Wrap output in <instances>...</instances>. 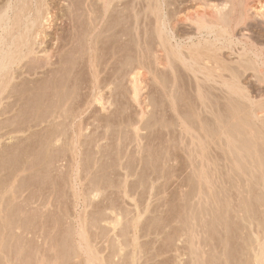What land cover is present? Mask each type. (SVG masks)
I'll use <instances>...</instances> for the list:
<instances>
[{"label": "bare ground", "instance_id": "1", "mask_svg": "<svg viewBox=\"0 0 264 264\" xmlns=\"http://www.w3.org/2000/svg\"><path fill=\"white\" fill-rule=\"evenodd\" d=\"M134 1H135L134 4L136 6H137V4L142 5L141 6L142 8L140 6L136 7L133 5L134 6V7H132L133 11L132 10L129 11V12L132 11V15H130L131 16V29H130L131 32H130V31H128V30L126 31L124 29V28H126L125 26H123V28H120V27H122V26H120L121 24L124 25V23H123L124 17L122 14L123 11L121 10L122 13H120L119 12L120 8H119V10L117 8H118V6L119 7L121 6L120 4L122 3V0H56V1L55 0H2L1 1L2 3L0 2V4H1L0 5V115H1V113L3 114L4 112H6L8 110L9 111L12 110L10 108L11 104H9L10 106L7 103L5 104V102H3V99L6 97L5 94L8 95L9 93L14 91V89L16 88V84H17V86L20 84V83L18 84L17 82H19V79H21V78L23 79V77H25V79H26L27 76L31 75L33 77L35 75L37 76L38 74H39L38 76H40V74H43L44 77L46 75L51 76L53 74H56L57 72H60L59 71L60 69L63 70L68 65L73 66V64H78V63H76L78 60H81V61L84 60L83 62L86 63V65L89 68H91L93 78L95 80H97L98 79L97 75L99 74V72L97 74V70H96V67H97L98 62H99V56L97 53H98V51H100L99 49H101V51H102V49L104 48L102 45H104V43L106 44V42H108V45H109L113 42V41L111 42V39H110L111 43H109V38L112 35L114 37L113 39H115L114 40L115 43H116V41L120 42L122 40V38H124L123 40L125 41V37H126V40L130 39L129 42H131L130 46L132 45L133 52H131L132 55L131 54H128V55L125 54L126 56L124 55L123 64L127 65V66H130L131 64L135 65V66H133L134 69H132L131 73H129L130 75L132 74L129 77L130 78L129 81L134 83V84L136 82L135 79L143 73L144 68L151 70L152 67L153 68L155 67V69H156V67L159 65L163 66L166 64L165 62L168 58H169V60H171L170 56H171V58L177 59L174 61H177V62L179 61L178 63L179 64L181 63L180 65H183L185 67L184 69L186 70V72H189V74H188L189 78L188 79L191 78L190 79L191 84H192V82L194 84L193 86L191 85L192 87H194L193 90H192V88H189L190 91L191 90L193 91L192 92L193 97H192V93L190 94L193 99H191L189 96L190 100L185 101V102H188V105H186V107H187L186 110H188L187 112L189 113V116L186 112H184V113H186L185 115L189 117L188 121L189 120L190 121L189 122L185 121L184 119H182L183 116L180 117L181 115L177 118L182 119V120H180V124H179V126L181 127V130L183 132V134L181 132L182 137L185 138L187 136L188 139H186V140L187 141L190 140V141H188V143H186V144L190 143V145L187 146L186 149L190 147L189 148L190 151H187V152L191 156V157L189 156V160H190V158H192L191 159L192 162H190V165L192 163L193 168L191 166L190 167L193 169L192 173L197 180V184L195 186V189H196L195 194H197V196H198V198L196 199L197 200L196 203H194L195 206L193 205L195 208L193 207L194 209L191 211L188 210L191 213L186 215V219L184 220V223L182 222V224L184 225L182 227H183V231H185V234H183V235H186V237H187L186 239L189 243V245L187 243V245L189 246V249H190V253H188V254H191V256H192V263L193 264H202L203 262L201 263V261H203L202 258L204 256L201 257L202 255L199 253V246L197 245L198 243L195 242L196 241L195 239L197 236L196 235L197 230L199 229L198 226L202 225V227H204V224H205V226H207L209 223L211 224L210 221H208L209 223L206 222L208 220V217H209L208 215L211 214L212 218L213 217L215 218L216 216H213V214L217 215L219 213V210H220L219 207L224 208V213L225 212L227 213V211L232 209L231 206L233 204H232L230 198H222L221 199V196H222L221 193L226 190V186L223 183L226 180L225 179L226 177H227L228 181L232 182V184L230 183L231 184L230 186L233 187L236 191H238L241 194L244 192V190L248 189L247 187H249V186L251 187V185H258L262 191L260 196L259 197L257 196L259 199L258 202H260L259 203L260 206L262 205L264 207V91L259 90V92L254 94L255 92L253 93V92L249 91V89L245 85L242 84L243 82H241V79H242L241 77H244L245 75H249L250 76L249 78L252 77L251 79H253V80L255 79L257 82H260V83H262V82L264 83V48L258 47L259 44L257 45L251 39V37H250L251 34L248 36V34H246L244 32H240V30H239V36H236V32H237L236 30L240 26L245 27V24H247L248 22H259L264 26V12L262 11L264 9L261 10L260 7L255 5L253 2L251 3V1H247V0H226V1L224 0V2H222L220 4L214 3V2L212 3L209 0H208L209 2L207 0L206 1L205 0H193L201 8L198 9L195 13H193L192 15H190L187 18L195 26V27L193 26L194 27L193 32H196L197 35L202 36L204 39L202 41H199V42L197 41L198 42V43L196 42L197 44L195 42H192V43L190 42V44L194 45L196 47V49L193 46L194 50L191 52L189 51L190 53L186 56L180 51L181 47H183L184 45L180 46V44L174 39L175 34L173 32V29H174L175 25H177L178 22H180V21L182 22V20H183V18L181 16H179V13H176L175 15H173L172 18L167 17V15L165 13V11H166L165 10L166 9L165 8L166 0H143V1H145L144 2L145 4H140L139 0H134ZM137 1L139 3H136ZM130 2H131V6H132L133 2L132 1H130ZM125 6H126V4H125ZM135 7L136 8L139 7L140 10L136 9ZM56 9H57V12H56ZM141 13H143V14H141ZM126 22H128V20H126ZM127 26H129V25H127ZM248 33H250V32H248ZM176 34H178V33H176ZM119 37L121 39H119ZM127 37L129 39H127ZM197 37L199 39L201 38L199 36H197ZM189 39H190V36H189ZM185 41H187V39ZM121 42L119 44H121ZM127 42L128 41H126V43ZM126 43H124V45ZM112 45H114V44H112ZM101 46L103 48H101ZM122 47H123V45H122ZM191 47H189V49ZM113 48H115V47H113ZM113 48L111 50H113ZM107 50H108V46H107ZM111 50H109V51H111ZM190 50H192V49H190ZM224 50H227L228 52H230V55H229V53L226 54L227 51L225 52V54L227 55L226 57L233 56V58H231V59L227 58V59H230V60H227L225 58V54L223 53ZM115 52H117V51H115ZM129 52H130V50H129ZM112 53H113V51H112ZM103 54H104V56L106 55L105 53H103ZM118 54H120V53H118ZM122 54H124V52ZM111 55H114V54H111ZM111 55H109V56H111ZM104 56H103V58H104ZM110 58L112 60V59H114V56H112ZM101 60H104V59H101ZM107 60H106V62H107ZM169 60H167V62H169ZM171 64H172V62H171ZM165 66H167V65H165ZM73 68H74V66H73ZM116 68H118V67H116ZM240 68L242 71H240ZM67 69H68V67H67ZM125 70H127V69H125ZM116 71H117V69H116ZM125 72L126 71H124V73ZM152 72H153V70H152ZM60 73H62V71ZM117 73H119V72H117ZM124 73H123V75H125ZM127 74H128V72H127ZM56 76L58 77V75H56ZM31 80L34 81L33 79H31ZM99 80H100V78H99ZM25 81H27V80H25ZM45 81H47V80H45ZM247 81H249V80H247ZM23 82H24V80L22 81V83ZM43 83H45V82H43ZM96 83H95V85H96ZM169 83H171V82H169ZM134 84H133V86L135 87L134 88L135 90L133 89L132 91H135V94H136L138 87H136V84L135 85ZM37 85H39V84H37ZM45 85L43 86V88H45ZM65 86H66V84H65ZM174 86H177V85H174ZM51 87H50V89H52ZM60 87H62V86H60ZM169 88L172 89V87H169ZM169 88H168V91H170ZM62 89H63V87H62ZM178 89L179 88H177V91H179ZM17 90H18V88H17ZM53 90L49 94L52 96L51 93H54L55 94V96L53 95L54 97H51V99H50V97L46 96L47 98L50 99L49 101L47 100V98L45 96L41 97L43 94L42 95L40 93H39L40 95L37 94L36 99L35 98L33 99L34 103H31V106L32 105L33 106L31 107L30 110H32L33 112L36 111L35 114H33V116H35V118H37L35 120L38 121V123L40 120V124H41V122H48L50 124L51 121H53L54 123L56 122L54 126L56 127V125H57V128H58L57 123L60 122V121H58L59 118L60 119L62 118V120H64L66 118L65 122H66V120H68V122H66V123H68L69 126L67 124V126H65V127H67L68 129H69V127L71 128L70 129L71 131L69 133L70 136L67 134L69 136V137L68 136L67 137L70 140H68V142H69V143L67 142L68 144L65 143L66 146L68 147L67 148L68 150L67 149H66L67 151L65 149L64 150L66 151V153L68 152V154H69V155L65 154V155H68L69 162H67V164L65 163L66 165H68V168H67L68 170H66L64 168V170H66V173H63L65 175V177L63 176V178L65 180L63 178L62 179L65 182L63 181L62 184L66 183L67 186L64 184L63 185L68 188L69 193L72 197L71 201L73 204H76L79 202L83 203L82 200L83 201L85 200V202H87L86 199L89 197L88 196L84 197V195L82 194L83 192H80V190H78L76 187L78 184H80L79 182L82 183V176L78 175L80 173V171H78L79 173L77 172V169H78L77 166H79L78 163L79 164L81 163V162H78V158L80 156L79 155L80 149L78 148V143L79 144L82 143V139H81V142L79 141L80 135H82V131H81L82 128L80 127L81 123L80 124L76 123V118H77L80 111H79V109L77 111L76 110H74V111L70 110L69 111L67 104H66V101H67L66 99H69V98H66L67 92L65 94V100H64L63 99L64 96L62 98V95L59 92L60 90H57V91L55 90L56 92H59V93H55ZM173 90H174V88H173ZM61 92L63 94V92H65V91L61 90ZM14 93L17 95V93L15 91H14ZM170 93L172 94V91H170ZM99 94L97 95L98 96L97 99L100 98V100H101V98L103 96L100 97ZM12 95H13V93H12ZM18 95H20V94H18ZM45 95H47V93H45ZM26 96H24V98H26ZM88 96H89V94H88ZM168 96L173 98L174 95L170 96V94H168ZM9 97H10V94H9ZM13 97L14 96H12V98ZM44 97L46 98L47 101L42 100V98H44ZM89 97H88V99H89ZM14 98H13V102H14ZM72 98H70L71 101H72ZM134 98H136V96H134ZM28 99H30V98H28ZM28 99H26V100H28ZM182 100H184V99L182 98ZM10 101H11V99H10ZM31 101H32V99H31ZM15 102H17L16 99H15ZM72 102H74V101H72ZM75 102H77V101H75ZM78 102H79V100H78ZM98 102H99V100H98ZM100 102H102V101H100ZM29 103H30V101H29ZM67 103H68V101H67ZM105 103H106V101H105ZM140 103H142V101ZM18 104H19V101H18ZM75 105H76V103H75ZM68 106H71V105L69 104ZM85 106H86V104H85ZM12 108H14V107L12 106ZM103 108L105 109V106H103ZM103 108H101V110H103ZM17 109L21 110V106H20V108H17ZM9 111L6 113H9ZM21 111H23V109ZM24 113H26V112H24ZM20 115H22V114H20ZM178 115H179V113H178ZM5 116H4V119H5ZM17 116H14V117H16V119H17ZM7 119L8 118H6L5 120H7ZM5 120H4V123L6 124L7 122H5ZM1 121L2 120H0V122ZM32 122H35V121H32ZM32 122H30V124ZM53 122L51 124H53ZM62 122L63 121H61V124L60 123L59 124L61 125L62 128H64V126L62 125ZM1 123H3V121ZM1 123H0V130L3 128V125H4V124L2 125ZM10 123H8V124H10ZM66 123L63 122V124H66ZM27 124H28V122H27ZM177 125H178V123H177ZM13 126L14 125H12V127H10V128H13ZM16 126L18 127V125H16ZM20 126H21V124H20ZM51 126H53V125H51ZM28 127H26V128H28ZM31 128H33V127H31ZM44 128L47 129V127H45V125H44ZM49 128H48V130H49ZM134 128H135V126H134ZM3 129L6 130V128H3ZM46 129H44V130H46ZM64 129H66V128H64ZM64 129H62V132L60 130H58V132L60 131L59 133H63ZM68 129H66V130H68ZM24 130H25V128L23 129V131L20 129V127H19V129L16 128V132H18V134H19V132L22 133V132L26 131V130L25 131ZM27 130H29V129H27ZM53 130L51 132L53 135L52 134L49 135L50 133L46 134V135H48V137H47L48 140H46L47 138L45 139L43 137L46 141L45 145H47L45 147L46 150L43 147V149H44V151H43V150H41L42 147L41 146L39 147L43 153L45 152L44 154L37 155L35 152L39 151V148L36 149L34 147V149L36 151L34 149H32V150H34V153L37 156L42 157V155L43 156L45 155L46 158L50 157V160L47 159L48 162L44 157H42L46 160V163H45V160H43L42 158H40V157L38 158L37 156H35V158L36 157L38 158L37 159L38 161H37L34 158L35 154L34 155L29 154V151L24 152L23 151L24 149L23 150L21 149L22 151H19L20 149L17 150V147L15 148V146L18 144H15V145L12 144L13 147L15 148V150L18 152L27 153L25 156L22 155L23 153L21 155L18 154L19 156H21L20 158H22V157L25 158V159L22 158L23 161H22V159L20 161L16 160L17 162H22L20 164L15 161V156L11 152H8V150H7L8 147L6 149H3V150L1 149V151L7 150L6 153L8 152V156L7 155L2 156L3 153L0 151V155L2 153V155H1L2 159H0L1 160L0 161V264H62V263L64 264V263L68 262L70 259H74L76 257L79 258V260H77V264H108L107 261H104L97 254V252H96L97 249L93 248L92 244L90 243L91 239L89 240L90 236L88 237L89 234L88 235L86 234L87 231L85 232L84 224L82 221L81 222L78 221V222H80L78 228H76L74 226H67V227L65 226L66 228H64V230H63V228L62 229L60 228L62 231L57 230V232H58L57 233L56 232L57 228L55 229V227H57V225H55V223H52L54 217L56 220L57 213L54 216V214L51 213V212H53V211H51L52 210L51 209L50 213L54 216L52 221L50 220L51 224L48 223L47 221H45V222H47L46 224L48 226V227H46V225L44 223H42V221L44 222V219L49 220V216H46V215H49L50 213L46 212V211H48L53 206L51 204V201L53 200L51 190H53V189H50L47 186L48 189H50V191L49 190H46V191H49L50 193H48L47 197H44V199L41 198L43 195L40 197L41 199L39 198V200H38V198L34 197L33 195L30 196L28 194H26L28 196L23 197V193L25 191L24 189L26 188L25 187L26 185L24 186L25 188H23V190H21L22 184H19L20 182H18L19 177L21 178V175L26 171H29L31 176H32L35 172H37L39 170H40V172L43 171L41 169H43L46 165L48 167H49V165L53 166L51 159L54 158L55 155L49 156V154H50L49 149L51 150L52 149L51 147L55 146V145H53V143L55 141H57V139H58L57 135H56L57 132L53 131ZM9 131H10V129H9ZM11 131H12V129H11ZM133 131H135V129H133ZM136 131L134 132L135 134H137ZM13 132H14V129H13ZM26 132H28V131H26ZM30 132H32V131H30ZM42 132H43V130H42ZM53 132L54 133L56 132V134H54ZM66 132H68V131H66ZM71 132H72V134H71ZM10 134H12V132ZM28 134H29V132L27 133V135ZM184 134H186V135H184ZM19 135H21V134H19ZM55 136H56V139H55ZM61 136H62V134H61ZM8 137H9V135H8ZM28 137H30V136L28 135ZM37 138H39V137H37ZM43 138H42L41 142H43ZM63 138L65 139L64 136H63ZM180 140H182V139H180ZM26 142H27V140H26ZM31 143H34V142H31ZM21 144H19V145H21ZM55 144H56V142H55ZM37 145H38V143H37ZM37 145H35V146L37 147ZM40 145H42V144H40ZM27 146H28V144H27ZM32 146H34V145H32ZM43 146H44V144H43ZM11 147L12 146H10L8 149H10ZM13 147H12V149H14ZM22 147H24V146L21 145V148ZM26 148H25V150H26ZM12 149H10V151ZM54 149H58V148L54 147ZM32 150H31V152H33ZM213 150L214 151L216 150V152L218 151V153H220V154H218L216 152H215V155H214V153L211 154L213 152ZM16 151L13 150L14 153ZM55 151H57V150H55ZM61 151H63V150L61 149L60 152ZM39 152H37V153H39ZM60 152H59V155H60ZM187 152H186V154H187ZM6 153L4 152V154H6ZM9 153H11L13 156L11 155L12 156L11 157L9 155ZM217 154L221 156V157L220 156H217V157H220V159L223 161V162H219V164L217 162L220 161V159H218V158H217V160L215 159L216 158L215 156ZM15 155H17V152L15 153ZM212 155H214V157H215L214 159L212 158ZM16 159H18V156ZM40 159H42L43 161L42 160L41 161L44 162V164H46V165H43V163H42L43 168H42V166H40L41 164H39ZM58 159H59V157H58ZM14 161L16 162V164ZM53 161H57V160H55V158H54ZM80 161H82V160H80ZM12 162H14V164H12ZM220 163H222V164L224 163L223 167ZM44 169H45L44 172H46V174H48V172L46 170L48 168H44ZM32 171H34L33 174L31 173ZM48 171H51V169L50 170L48 169ZM40 175L41 174H39V176ZM53 175H55V174L53 173ZM50 176L53 177L51 174H50ZM55 176H57V175H55ZM80 177H81V180L79 181L78 179ZM235 177H238V179H240V181H242V184H241V182L239 184L237 178L234 180ZM241 177H243L242 180H241ZM39 179H40V177H39ZM54 179H55V177H54ZM232 180L235 181L234 184H233L234 181H232ZM26 181L27 180H25V182ZM33 181H34V179H33ZM39 181H41V180H39ZM77 182H78V184H77ZM22 183H23V181H22ZM28 183H30V182H28ZM54 183H56V182H54ZM28 186H30V185H28ZM55 186H56V184H55ZM64 186H63V188H64ZM80 186H82V184ZM36 187H37V185H36ZM41 187H39V188H41ZM51 187L54 188L53 186H51ZM250 187H249V189H250ZM31 189H32V187H31ZM33 189H35V188H33ZM45 189H47V188H45ZM42 190H43V188H42ZM68 190L66 189V192H64V193L67 194ZM58 193H60V192H58ZM84 193L87 195L89 194L86 192H84ZM244 193L246 194V192H244ZM29 194H31V193H29ZM241 194H239L241 197L244 196ZM70 195H68V196H70ZM82 195L86 199H84V198L82 199ZM234 197H236V196H234ZM34 198H36V199H34ZM243 198H245V197H243ZM60 199H61V195H60ZM60 199L57 201L59 202ZM255 199H257V198H255ZM238 200H241L240 206L239 207L237 206L238 207L237 208V207H235V205H233L234 209H232V210L236 214H239V212H243L244 215L242 216V220L246 224H248V227L251 228L250 231L252 230V227H253L252 225H254L256 229L253 227L254 230H252L251 232H249V234L247 236H245L246 239L244 240L245 242H244V245L242 248L243 257H245V259H240L239 262L237 261L238 262L237 264H264V209L262 211L263 214L261 213V216H262L261 219L257 221L255 219H257L258 216H257V218H252L253 214L252 215L250 214L252 217L248 216V215L246 216V214H249L248 212L250 211L248 209L249 208L248 206L250 203L247 202L249 199L248 200L246 199L247 201H243L244 199L242 200V198L241 199L238 198ZM63 201H64V199L62 198V203H63ZM53 204L56 205L55 203H53ZM59 204H61V203L59 202L58 205ZM64 204H66V203H64ZM191 204H192V202H191ZM50 205H52V206H50ZM69 205H70V203H69ZM59 206H57V207L59 208ZM30 207H32V209L34 207L35 210L40 208V211L39 210L38 211L41 213L46 212L45 213L46 215L43 214V216H45V217H43L42 220L40 221L42 223V225H40L38 223L34 224L35 221L33 222V219H31L33 223L32 222L27 223V221H26V224L23 223L27 219L26 218L24 219L21 217H22V215H27V213H28L27 209ZM62 207H64V206H62ZM65 207L68 208L69 206H65ZM186 207H188V206H186ZM60 209H62V208L55 209V210H60ZM25 212H26V214H25ZM33 212H34V209H33ZM66 212H68V211H66ZM257 212H258V210H257ZM215 213H217V214H215ZM60 214L62 215L61 210H60ZM185 214H186V212H185ZM240 214L238 215V217H240ZM64 215H65V213H64ZM58 216H60V215H58ZM65 216H68V215H65ZM206 216H208V217H206ZM226 216H229V215H226ZM34 217H35V214H34ZM34 217H32V218H34ZM38 217H36V218H38ZM61 217H60V219H62L63 221L62 220H61V222L57 221V220L56 221L59 222L60 224L66 223V222H64V219ZM40 218H39V220H40ZM66 218H68V217H66ZM23 219H24V221H23ZM28 220L31 221L30 219H28ZM175 220L173 221L174 223H175ZM254 220L256 221V223H254L255 222ZM69 223H70V221H69ZM72 223H70V224H72ZM206 223H207V225H206ZM48 224H50V225H48ZM96 225H97V223H96ZM59 226H61V225H59ZM220 226H222V225H220ZM240 226H242V225H240ZM207 227H209V226H207ZM246 227H247V225H246ZM196 228H198V229L196 230ZM174 229H175V227H174ZM181 230H182V228H181ZM181 230H180V232H181ZM19 231H21V232H19ZM60 231L62 232L61 234H60ZM26 232H28L29 234L32 233L33 235H34V232H35V235H36V232H41L43 234V237H42L43 243L41 245H39L37 243L39 246L36 244V246L34 245L30 248L29 243L25 242L28 237H26V239L24 240L23 235H21V234H26ZM18 233H20V234H18ZM198 233H199V231H198ZM247 233H248V230H247ZM40 236H42V235H40ZM178 236H180L179 232H178ZM197 238H199V237H197ZM33 239L35 240V238H33ZM168 239H170V237ZM205 239H206V237H205ZM38 240H39V238H38ZM27 241H29V238ZM29 242H30V244H35L36 240L34 241L35 243H32V241H29ZM41 242H42V240H41ZM200 242H201V240H200ZM239 245H241V244H239ZM175 246H177V244ZM173 248H175V247H173ZM94 249H96V250H94ZM176 249H177V247H176ZM201 250L202 249H200V251ZM232 256H233V254H232ZM213 257H215V256H213ZM219 257H221V256H219ZM78 258H76V259H78ZM189 261H191V260H189Z\"/></svg>", "mask_w": 264, "mask_h": 264}, {"label": "rangeland", "instance_id": "2", "mask_svg": "<svg viewBox=\"0 0 264 264\" xmlns=\"http://www.w3.org/2000/svg\"><path fill=\"white\" fill-rule=\"evenodd\" d=\"M1 1L2 0H0V2ZM130 1L133 2L132 6H131ZM142 1L143 0H139L140 4H145L144 3L145 1H143V2ZM209 1H211L212 3L214 2V3H218V4L224 2V0H209ZM247 1H251V3L253 2L255 5L260 7L261 10L264 9V0H247ZM134 2H135L134 0H122V3L120 4L121 6L120 7L118 6V8H117L118 10L120 8V11H119L120 13H122V11H123L122 14L124 17L123 18L124 25L121 24L120 26H122V27H120V26L119 27L123 28V26H125L126 28H124V29L126 31L127 30L130 31V29H131V16L130 15H132V11H133L132 7L136 6L134 4ZM139 2L137 1L136 3H139ZM125 4H126V6H125ZM137 6L141 7L142 5L137 4ZM165 8H166L165 9L166 11L165 10L164 11H165L167 17L172 18L173 15H175L176 13H179V16H181L183 18L182 22L180 21L177 23V25H175L173 32L175 34L174 39L180 44V46L184 45L183 47H181L180 51L184 55L187 56L191 51L194 50V48H193L194 45H191L190 42L196 43L197 41L199 42V41H202L204 39L202 36L197 35L196 32H193L195 26L187 18L190 15H192L193 13H195L201 7L196 2H194L193 0H166ZM136 9H139V7ZM130 10H132V11L129 12ZM262 11L264 12V10H262ZM56 12H57V9H56ZM141 14H143V13H141ZM126 20H128V22H126ZM127 25H129V26H127ZM239 30H240V32H244V33L248 34V36L251 34L250 35L251 39L257 45L258 44L260 45V46L258 45V47L264 48V26L261 23H259V22H248L247 24H245V27L240 26L236 30L237 31L236 36H239ZM248 32H250V33H248ZM176 33H178V34H176ZM188 35L190 36V39H189ZM197 36H199L201 38L199 39ZM113 38H114L113 35L110 36L109 43H111L112 41L113 42L109 45H108V42H106V44L104 43V45H102L104 48L101 46V48H103L102 51H101V49H99L100 51H98V53H97L99 56V62H98L99 66L97 65V67H96L97 74L99 72V74L97 75V78H98L97 80H95L93 78L91 68H89L86 65V63L83 62L84 60H82V61L78 60L76 62L78 64H73L74 68L72 65H70V66L68 65L67 66L68 69H67V67H65L63 70L60 69L59 71L60 72L62 71V73L57 72L56 74H53L51 76H49V75L47 76L45 74L46 75L45 77L43 74H40V76H38L39 75L38 74L37 76L35 75L33 77L30 75V76H27L26 79H25V77H23V79L22 78L19 79V82H17V83L18 84L20 83V84L18 86L16 84V88L14 89V91L17 93V95L14 93V91L9 93L10 97H9V94L8 95L5 94L6 99L4 98L5 100L3 99V102H5V104L7 103L8 105L11 104V106L10 105L9 106L12 110H10V111L8 110L9 113H6V112H8V111H6V112H4L5 114L1 113V115H0V120L3 121V123H1L2 121L0 123L2 125L3 124L5 125V126L3 125V128H6V130L3 128L0 130V151H1V149L3 150V149H6L7 147L8 148L10 146L13 147V145L18 144L15 146V148L17 147V150L20 149L19 151H22L24 149L23 151L24 152L29 151V154L34 155L36 153L37 155H41V154L45 153V152L43 153L41 150L44 151L45 147L47 146V145H45V143H46L45 139L48 137V135H46V134L50 133L49 135H51L52 134L51 132L54 129L53 131H56L57 134H56V132L55 133L53 132V133L56 134L57 138H58L57 141H55L56 144H55V142L53 143V145H55V146H52L51 150L49 149V153H50L49 156L55 155L54 158H55V160H57V161H53L54 158L51 159V162H52L54 167L49 165V164H48L49 165V167H48L46 164H44V162H42L45 159L50 160L49 156H48L49 158H46L45 155L44 156L42 155V157L45 158L44 159L40 156H37L36 154L34 155V158H35V156H37L38 158L40 157L43 159V160L42 159L39 160V164H41L40 166H42V163H43V165L47 166V167L45 166L44 168H48L49 170L51 169V171H48V169H46L48 172V174H46V172H44L45 169L43 168V166H42L43 169H41V170H43V171H41L42 173L40 172V170L35 172V173H34V171H32L31 173L32 174L34 173L32 176H31L29 171H26L21 175V178L19 177L18 182H20L19 184H22L21 190H23V188L26 187L24 189L25 191L23 193V197H26L28 195H30V196L33 195L34 197L38 198V200H39V198L43 195L41 198L44 199V197H47L48 193H50L49 192L50 189H53V190H51L52 191V197H53L51 204L53 206L50 205L52 207L46 212L50 213V210L52 209L51 211H53V212H51V213L54 214V216L56 213H57V216L60 215L58 217L56 216V220L61 222L62 219H60V217L62 216L61 218H63L64 222H66V223L60 224L59 222H57L55 220V217L51 213H50L51 215L50 214L46 215L45 214L46 212H43V213L39 212L40 208L36 209L37 210L36 211L34 207H33L34 212H33L32 207L27 209V211H28L27 215L29 214L28 215L29 217L27 215H22L21 218L27 219L25 221L23 219V221H24L23 223H25V224H26V221H27V223H29V222H32L31 219H33V222L35 221L34 224L38 223V224L42 225V223H44L46 225V227H48L46 223L48 222L51 224V221L54 217L52 223H55V225H57V227H55V229L57 228L56 232H57V230L59 231L62 228L64 230V228H66L67 226H74V227L78 228L80 222L82 221L84 224L85 232L87 231L86 234L87 235L89 234L88 237L90 236L89 240L91 239L90 243L92 244L93 248L97 249V251H96L97 254L104 261H107L108 264L109 263L110 264H193L192 263V256H191V254H188V253H190V249L188 246L189 243L186 239L187 237H186V235H183V234H185V231H183L182 226H184V225L182 224V222L184 223V220L186 219V215L191 213L188 210L191 211L195 208L194 203H196V201H197L196 199L198 198L197 194H195L196 193L195 186L197 184V180L192 173L193 172L192 163L190 165V162H192L191 161L192 158H190V160H189L190 155L187 152V151H190V149H189L190 147L186 149V147L190 145V143L189 144H186V143H188V141H190V140H188V141L186 140V139H188L187 136L186 137L184 136L185 138L182 137V135H181L182 130H181V127L179 126V124H180V120H182V119H184L187 122L190 121V120L188 121L189 113L187 112L188 110H186V108H187L186 105H188V102H185V101L190 100V98L193 99L192 98L193 97V93H192L193 91L192 90L194 87H192V86L194 84H193V82L191 84V80H190L191 78L188 79L189 78L188 77L189 72H186V70L184 69L185 67L183 65H180L181 63L179 64L178 63L179 61L178 62L174 61L177 59L171 58V56H170L171 60H169V58L168 59L166 58L167 60H169V62H167V60L165 62L166 63L165 65H167V66L159 65L156 67V69H155V67L154 68L152 67L153 69L151 68V70L145 69V68L143 69L144 71L141 75H139L140 77L138 76L137 77L138 79L137 78L135 79L136 80V82H135L136 87H138V90L135 94V91H132L135 88L133 86L134 83L129 81L130 80L129 77L132 75V74L130 75L129 73H131L132 69H134L133 66H135V65L131 64L130 66H127V65L123 64L124 55L125 54H127V55L131 54L132 55L131 52H133L132 45L130 46L131 42H129L130 39L127 37V39H129V40H126V37H125V41H124L123 40L124 38H122V40H121L122 42L120 41L121 44L123 45V47H122V45L119 44L120 42L116 41V43H115V41H114L115 39H113ZM110 39H111V42H110ZM119 39H121V38L119 37ZM186 39H187V41H185ZM126 41H128V42L126 43ZM124 43H126V44L124 45ZM112 44H114V45H112ZM107 46H108V50H107ZM188 46L189 47L192 46L190 48L192 50H190ZM113 47H115V48H113ZM112 48H113V50H111ZM195 49H196V47H195ZM109 50H111V51H109ZM129 50H130V52H129ZM112 51H113V53H112ZM115 51H117V52H115ZM226 51L227 50H224L223 53L225 54ZM121 52L122 53L124 52V54H122ZM103 53L106 54L105 55L106 57L104 56ZM118 53H120V54H118ZM227 53H229V55H230V52L227 51L226 54ZM111 54H114V55H111ZM226 54H225L226 59L227 58H230V59L233 58V56L230 57L229 55H228L229 57H226L227 56ZM109 55H111V56H109ZM103 56H104V58H103ZM112 56H114V59L111 60L110 57H112ZM101 59H104L105 61L101 60ZM230 59H227V60H230ZM106 60H107V62H106ZM171 62H172V64H171ZM116 67H118V68H116ZM116 69H117V71H116ZM125 69H127L128 71ZM152 70H153V72H152ZM124 71H126V72L124 73ZM240 71H242L241 68H240ZM117 72H119V73H117ZM127 72H128V74H127ZM123 73L125 75H123ZM56 75H58V77ZM51 77L52 78L54 77V78L52 79ZM249 77H250L249 75H245L244 77H241L242 78L241 82H243L242 84L245 85L249 89V91H251L253 93L255 92L254 94L259 92V90L264 91L263 90L264 89V83L263 82H262L263 83L262 84L260 82H257L254 79L256 81L255 82L253 79H251L252 77L251 78H249ZM99 78H100V80H99ZM31 79H33L34 81H32ZM23 80H24V82L22 83ZM25 80H27V81H25ZM45 80H47V81H45ZM247 80H249V81H247ZM43 82H45V83H43ZM169 82H171V83H169ZM95 83H96V85H95ZM37 84H39V85H37ZM65 84H66V86H65ZM44 85H45V88H43ZM174 85H177V86H174ZM60 86H62L63 89ZM50 87L52 89H50ZM169 87H172V89H170ZM17 88H18V90H17ZM168 88L170 89V91H172V94L170 93V91H168ZM173 88H174V90H173ZM177 88H179L178 89L179 91H177ZM189 88H192V90L190 91ZM52 90L55 93L60 92V94L62 95V98L64 96V98H63L64 100H65V94L67 92L66 98H69V99H66L68 101V103L66 101V104H67L69 111L70 110H72V111L76 110L77 111L79 109V111L81 112V113L79 112V114L76 118V123L77 124L81 123L80 127L82 128V130H81L82 135H80V138H79L80 142L82 139V143H80V144L78 143V148L80 149L79 152L81 153V154L79 153V155L81 157L79 156L78 162H81V163L80 164L78 163L79 166H77V168H78L77 172L80 171V173L78 172L79 173L78 175L82 176V183L79 182L81 180V177H80L78 179L79 180L78 182L80 184H78V182H77V184L79 186L77 185L76 187L78 190H80V192H83L82 194L84 195V197L85 196L89 197L86 199L82 195V199L83 198L86 199L87 202H85V200L84 201L82 200L83 203L79 202V203L73 204L71 201L72 197L69 193L68 188L66 187L67 186L66 183L65 184L63 183L66 186H64L62 184V182L65 180L63 178V176L65 177V175L63 173H66V170H68L67 169L68 165H66V164H67V162H69V160H68L69 154H68V152L66 153V151L68 150L67 149L68 147L66 146V144H68L69 143L68 140H70L68 137L70 136L69 133L71 131L70 130L71 128L69 127V129H68L67 127H65L68 124V123H66V122H68V120H66V122H65L66 118L64 120H62V118L61 119L59 118L58 121H60V122L57 123L58 128H57V125H56V127L54 126L56 122L54 123L53 121H51V123L53 122V124H51V123L49 124L48 122H41V124H42L41 125L40 120L38 123V121L35 120L37 118H35V116H33V114H35L36 111L33 112L32 110H30L31 107L33 106V105L31 106V103H34L33 99L34 98L36 99L37 94H39V93L41 95L43 94L41 97L47 96V97H50V99H51V97L55 96L54 93H51L52 96L49 94ZM55 90L56 91L60 90V91L56 92ZM61 90L65 91V92H63L64 95L62 94ZM12 93H13V95H12ZM45 93H47V95H45ZM87 93L89 94L90 97L88 96ZM97 93L98 94L100 93L99 96L100 97L103 96L104 98L102 97L101 100H100V98L97 99V97H98ZM191 93H192V97L190 95ZM18 94H20V95H18ZM168 94H170V96L174 95L173 98L169 97ZM12 96L15 97V98L13 97L14 102H13ZM24 96H26V98H24ZM134 96H136V98H134ZM189 96H190V98H189ZM45 97L42 98V100H45V101L50 100L47 97H46L47 98V100H46ZM88 97H89V99H88ZM28 98H30V99H28ZM70 98H72V101H74V102H72ZM182 98L184 100H182ZM10 99H11V101H10ZM15 99L17 102H15ZM26 99H28V100H26ZM31 99H32V101H31ZM78 100H79V102H78ZM98 100H99V102H98ZM104 100L106 101L107 104L105 103ZM18 101H19L20 105L18 104ZM29 101H30V103H29ZM75 101H77V102H75ZM100 101H102L103 103ZM141 101H142V103H140ZM75 103H76V105H75ZM69 104L71 106H68ZM85 104H86V106H85ZM12 106L14 108H12ZM20 106H21V110L23 109V111H21L20 109H17V108H20ZM103 106H105V109L103 108ZM101 108H103V110H101ZM24 112H26V113H24ZM184 112H186L188 114V116H186L185 115L186 113H184ZM178 113H179V115H178ZM20 114H22V115H20ZM4 116H5V119L6 118H8V119L5 120ZM14 116H17V119ZM179 116L180 117L183 116V118L182 119L177 118ZM4 120H5V122H7L6 124L4 123ZM32 121H35V122H32ZM61 121L66 123V124H63V122H62V125L64 126V128H66L68 130L61 127V125H60ZM27 122H28V124H27ZM30 122H32V123L30 124ZM8 123H10V124H8ZM177 123H178V125H177ZM20 124H21V126L23 125L22 126L23 128L20 126ZM12 125H14L15 127L13 126V128H10V127H12ZM16 125H18V127ZM44 125H45V127H47V129L44 128ZM51 125H53V126H51ZM68 126H69V124H68ZM134 126H135V128H134ZM19 127L22 131L25 128V130L29 132L28 135L30 137H28V135H27L28 132H26L25 130H24L25 132H22V133L19 132V134H21V135H19L18 132H16V128L19 129ZM26 127H28V128H26ZM31 127H33V128H31ZM48 128H49V130H48ZM9 129H10V131L12 129V131H11L12 134H10L11 132L9 131ZM13 129H14L15 133L13 132ZM27 129H29V130H27ZM44 129H46V130H44ZM62 129H64L63 133H59L60 131L62 132ZM133 129H135V131L137 130L136 131L137 134L134 133L135 131H133ZM42 130H43V132H42ZM58 130H60V131L58 132ZM65 130L68 132H66ZM30 131H32V132H30ZM72 132H71V134H72ZM61 134H62V136H61ZM182 134H183V132H182ZM8 135H9V137H8ZM184 135H186V134H184ZM36 136L39 138H37ZM63 136L65 137V139L63 138ZM42 138H43V142H41ZM55 139H56V136H55ZM180 139H182V140H180ZM26 140H27V142H26ZM46 140H48V138ZM31 142H34V143H31ZM37 143H38V145H37ZM19 144L23 145L24 147L21 148V145H19ZM27 144H28V146H27ZM40 144H42V145H40ZM43 144H44V146H43ZM32 145H34V146H32ZM35 145H37V147ZM40 146L42 147L41 150L39 148ZM12 147L10 149H12ZM34 147L36 149L39 148L40 152L37 151L39 153H37V152L34 153V150H35ZM43 147H44V149H43ZM54 147H56L58 149H54ZM8 148H7L8 152H11L15 156V161L16 160L20 161L22 158H24V157L20 158L21 156L18 155V154L21 155L23 152L16 151L14 147H13L14 149H12L11 151ZM25 148H26V150H25ZM32 149H34V150H32ZM59 149L60 150L62 149L63 151L60 152ZM64 149L65 150L67 149V150L65 151ZM13 150L17 152V155H15L16 152L14 153ZM31 150L33 152H31ZM55 150H57V151H55ZM216 150L215 151L213 150V152L211 154L214 153V155H215ZM6 151L5 150L1 151L3 153V155H2V153H1V155L2 156H4V155L8 156V152L6 153ZM4 152L6 154H4ZM59 152H60V155H59ZM186 152H187V154H186ZM11 153H9L10 156L12 155ZM216 153H218V151ZM26 154L27 153H23L22 155L25 156ZM65 154H68V155H65ZM218 154H220V153H218ZM218 154L215 156L216 158L214 157V155H212V158L213 159L215 158L216 160H217V158L220 159L221 156ZM1 155H0V159H2ZM17 156H18V159H16ZM57 156L59 157V159ZM217 156H220V157H217ZM37 157L35 158L36 160L38 159ZM46 160H45V163H46ZM48 160H47V162H48ZM80 160H82V161H80ZM22 161H23V159H22ZM14 162H12V164H14ZM16 162H15V164H16ZM219 162H223V161L220 159V161H218L217 163L219 164ZM17 163L20 164L22 162H17ZM220 164L223 167L224 163L223 164L220 163ZM64 168L66 170H64ZM52 172L57 176L53 175ZM39 174H41V175L39 176ZM50 174L53 177H51ZM39 177H40V179H39ZM54 177L56 180L54 179ZM236 178L238 179V177H235L234 180ZM242 178L243 177H241V180H242ZM33 179H34V181H33ZM225 179L226 180L223 183L226 186V190L221 193V195H222L221 199L222 198H230L232 204L235 205V207L240 206L241 200H238V198L239 199L242 198V200L244 199L243 201H247L249 199L247 202L250 203L248 206L249 207L248 209L250 211L248 212L249 214H246V216L247 215L251 216L253 214L252 215L253 217L251 216L252 218H257V216H258V218L255 220H257V221L260 220L262 217L261 213L264 209V207L262 205L261 206L259 205L260 202H258L259 201L258 197L260 196V194L262 192L260 187L258 185H251V187L249 186L251 190L249 189V187H247L248 189L244 190V192H246V194L243 191H242L243 193L241 194L238 191H236L233 187L230 186L232 184V182L228 181L227 177ZM25 180H27V181L25 182ZM37 180L38 181L41 180V181L38 182ZM234 180H232V181H234ZM22 181H23V183H22ZM28 182H30V183H28ZM54 182H56V183H54ZM238 182H239V184H240V182L242 184V181H240V179H238ZM234 183H235V181L233 182V184ZM55 184H56V186H55ZM81 184H82V186H80ZM28 185H30V186H28ZM36 185H37V187H36ZM47 186L50 189H48ZM51 186H53L54 188H52ZM63 186H64V188H63ZM31 187H32V189H31ZM39 187H41V188H39ZM33 188H35V189H33ZM42 188H43V190H42ZM45 188H47V189H45ZM58 188L59 189L61 188V189L59 190ZM66 189L68 190L67 194L70 196H68L66 193H64V192H66ZM46 190H49V191H46ZM58 192H60V193H58ZM84 192L89 193V194L87 195ZM29 193H31V194H29ZM238 193L241 195H244V196L241 197ZM26 194H28V195H26ZM60 195H61V199H60ZM234 196H236V197H234ZM243 197H245V198H243ZM36 198H34V199H36ZM62 198L64 199L63 203H62ZM255 198H257L258 200ZM59 199H60L59 202L61 203V204H59L60 206L58 205L59 202L57 201ZM191 202H192V204H191ZM53 203H55L56 205H54ZM64 203H66L67 205ZM69 203H70V205H69ZM233 205L231 206L232 209H234ZM57 206H59V208H62V209H60L62 215L60 214V210H55V209H59ZM62 206H64V207H62ZM65 206H69V207L67 208ZM186 206H188V207H186ZM219 208L221 211L219 210L218 214L215 213L217 215L213 214V216H216L215 218L213 217L214 219L212 218L211 214L208 215L209 217L206 216V217H208V220L206 219L207 220L206 222H208V221L211 222V224L208 222L209 223L208 225L206 223V225L209 227L205 226V224H204L205 228L202 227V225H200L202 228L200 226H198L199 229L196 228V230L197 229L198 230H197V234H196L197 236H196L195 242L198 243V244L197 243L196 244L199 246V253L202 255L201 257L204 256L202 258L203 261H201V263L203 262L202 264H223V263L224 264L225 263L226 264H233V263L237 264L240 261V259H245V257H243V250H242L244 242H245L244 240L246 239L245 236H247L249 234V232L254 230L253 227L255 228V226L252 225L253 227H252V230L250 231L251 228L248 227V224H246L242 220V216L244 215L243 212H239V214L241 213L242 215L240 214V217H238L239 214H236L232 209L227 211V213L226 212L224 213V208H222V207H219ZM257 210H258V212H257ZM66 211H68V212H66ZM26 212H25V214H26ZM63 212L65 213V215H68V216H65ZM185 212H186V214H185ZM34 214H35V217H34ZM43 214H45L46 216H49V220L44 219V222L42 221V223H41L40 221L42 220L43 217H45V216H43ZM226 215H229V216H226ZM32 217H34V218H32ZM36 217H38V218H36ZM66 217H68V218H66ZM39 218H40V220H39ZM28 219H30L31 221H29ZM174 220H175V223L173 222ZM45 221H47V222H45ZM69 221H70V223L73 222L72 223L73 225L70 224ZM78 221H80V222H78ZM96 223H97V225H96ZM254 223H256V221ZM50 224H48V225H50ZM58 224L61 226H59ZM220 225H222V226H220ZM240 225H242V226H240ZM246 225H247V227H246ZM174 227H175V229H174ZM181 228H182V230H181ZM180 230H181V232H180ZM247 230H248V233H247ZM61 231H60V234L62 233ZM198 231H199V233H198ZM19 232H21V231H19ZM178 232H179L180 236H178ZM40 233L41 232H36V235H35V232H34V235L32 233H30L31 234L30 235L28 232H26L27 235L26 234H21V235H23L24 240L26 239V237H28L29 241H32V243H35L34 241L36 240L35 244H30V242L27 241L28 238L25 241V242L29 243V246L31 248L34 245L36 246L37 243L39 245H41L43 243V238H42L43 234L42 233L40 234ZM18 234H20V233H18ZM39 234L42 236H40ZM32 237L35 238V240ZM169 237H170V239H168ZM197 237H199V238H197ZM205 237H206V239H205ZM38 238H39V240H38ZM41 240H42V242H41ZM200 240H201V242H200ZM175 243L177 244V246H175L176 245ZM187 243H188V245H187ZM239 244H241V245H239ZM173 247H175V248H173ZM176 247H177V249H176ZM96 249H94V250H96ZM200 249H202V250L200 251ZM232 254H233V256H232ZM213 256H215V257H213ZM219 256H221V257H219ZM76 258H78V257H76ZM76 258L70 259L71 261L69 260L68 262H66L64 264H77V260H79V258L78 259H76ZM189 260H191V261H189Z\"/></svg>", "mask_w": 264, "mask_h": 264}]
</instances>
